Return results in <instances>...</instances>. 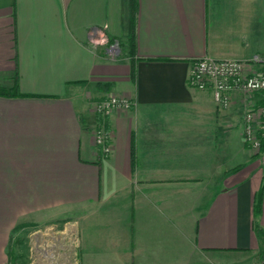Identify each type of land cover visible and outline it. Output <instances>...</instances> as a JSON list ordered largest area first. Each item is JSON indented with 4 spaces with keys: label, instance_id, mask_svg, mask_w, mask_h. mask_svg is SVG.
Listing matches in <instances>:
<instances>
[{
    "label": "crops",
    "instance_id": "0c3cea01",
    "mask_svg": "<svg viewBox=\"0 0 264 264\" xmlns=\"http://www.w3.org/2000/svg\"><path fill=\"white\" fill-rule=\"evenodd\" d=\"M92 29L108 45L91 44ZM132 32L131 0H0V90L13 91L18 72L24 95L0 96V264H19L18 234L65 231L67 217L79 264L264 257V160L243 139L264 92L235 90L220 108L188 82L204 58L264 67V0H138L134 80ZM111 95L133 106L108 116L113 151L102 158L96 104Z\"/></svg>",
    "mask_w": 264,
    "mask_h": 264
},
{
    "label": "built area",
    "instance_id": "2783aa9c",
    "mask_svg": "<svg viewBox=\"0 0 264 264\" xmlns=\"http://www.w3.org/2000/svg\"><path fill=\"white\" fill-rule=\"evenodd\" d=\"M89 40L93 45H108L106 35L99 29H92ZM113 56L120 51L119 45L109 46ZM262 62L259 57L252 61L199 59L192 65L188 78L189 86L198 90H209L220 108H228L231 94L235 90L245 93L264 92V67L250 71L251 63ZM133 102L119 95H111L96 104L100 120L94 134L96 147L102 158L112 154V136L107 130V118L115 110L128 111ZM264 131V106L251 107L243 119V139L252 151L261 150L260 133ZM254 264H264V257Z\"/></svg>",
    "mask_w": 264,
    "mask_h": 264
},
{
    "label": "rangeland",
    "instance_id": "374dc122",
    "mask_svg": "<svg viewBox=\"0 0 264 264\" xmlns=\"http://www.w3.org/2000/svg\"><path fill=\"white\" fill-rule=\"evenodd\" d=\"M125 52H128L127 47ZM252 152L264 160L261 150ZM261 214H255V232L264 238V228L257 223ZM17 239L13 254L18 257L19 264H79L77 233L72 217H67L65 231L57 232L47 225H34L18 234Z\"/></svg>",
    "mask_w": 264,
    "mask_h": 264
},
{
    "label": "trees",
    "instance_id": "16d2710c",
    "mask_svg": "<svg viewBox=\"0 0 264 264\" xmlns=\"http://www.w3.org/2000/svg\"><path fill=\"white\" fill-rule=\"evenodd\" d=\"M131 7H132V25H133V32L131 35V38L129 39L127 43V56L131 58V65H132V71H131V76L132 79H135V68H134V61H135V56H136V38L134 34V27H135V19L137 15V10H138V0H131ZM110 85H101L100 88L107 90L109 89ZM0 96H20L23 97L24 95L20 91V85H19V75L18 72L16 73V78H15V87L13 91L8 92L5 90H0ZM262 106H264V101L261 103ZM260 140H261V151L263 153L264 157V131L260 133ZM260 157V155L256 156ZM264 194V175H263V185L261 188V192L258 194L257 202L255 204V214L259 215L261 214L262 211V198ZM260 234V232H259Z\"/></svg>",
    "mask_w": 264,
    "mask_h": 264
}]
</instances>
